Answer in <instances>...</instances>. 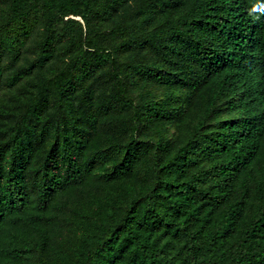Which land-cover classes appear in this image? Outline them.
<instances>
[{
  "label": "trees",
  "instance_id": "1",
  "mask_svg": "<svg viewBox=\"0 0 264 264\" xmlns=\"http://www.w3.org/2000/svg\"><path fill=\"white\" fill-rule=\"evenodd\" d=\"M3 5L0 264H264V0Z\"/></svg>",
  "mask_w": 264,
  "mask_h": 264
},
{
  "label": "rangeland",
  "instance_id": "2",
  "mask_svg": "<svg viewBox=\"0 0 264 264\" xmlns=\"http://www.w3.org/2000/svg\"><path fill=\"white\" fill-rule=\"evenodd\" d=\"M1 13H0V25H2L3 23H5V7L4 5L1 6ZM40 30H41V26H37L33 33L31 38L28 41H25L24 44H22V42H20V46H21V50H22V58L19 60V62L17 64H12L10 62L9 58H5L3 61V65H4V81H7L10 76L12 75V73L18 69L20 66H24V64H26L28 61H26V59H33L34 58V52H33V45H34V41L33 39H37L40 36ZM15 65V66H13ZM19 85H17L14 88H9V87H5L2 91V93L0 94V107L4 106L7 104L8 101H10L11 99H13L16 95H17V90Z\"/></svg>",
  "mask_w": 264,
  "mask_h": 264
}]
</instances>
